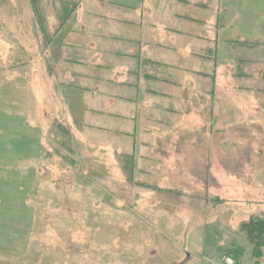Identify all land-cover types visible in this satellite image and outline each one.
Here are the masks:
<instances>
[{
  "label": "rangeland",
  "instance_id": "374dc122",
  "mask_svg": "<svg viewBox=\"0 0 264 264\" xmlns=\"http://www.w3.org/2000/svg\"><path fill=\"white\" fill-rule=\"evenodd\" d=\"M123 1L0 0V264H255L240 222L264 220V32L223 31L235 13L214 25L205 0L203 34L180 23L182 46L167 48L117 33L152 22L145 2ZM73 50L115 80L138 72L153 130L142 160L70 128Z\"/></svg>",
  "mask_w": 264,
  "mask_h": 264
},
{
  "label": "crops",
  "instance_id": "0c3cea01",
  "mask_svg": "<svg viewBox=\"0 0 264 264\" xmlns=\"http://www.w3.org/2000/svg\"><path fill=\"white\" fill-rule=\"evenodd\" d=\"M120 1L124 3L123 0ZM140 1H142L141 4L145 2L144 5H148L149 9L147 13L152 17V22L149 23V27L146 24L139 23L137 19L136 25H118L117 33L123 38H126L125 35L129 32L137 38L136 40L140 37H144L146 40L143 41H152L154 45L162 42V44H165V47L170 48L182 46L181 41L183 39L181 34H179V32H173V29L176 30V27L181 25L180 23L193 25L195 28L193 31L197 34L199 32L203 34L204 16L202 17V11L204 12L205 0ZM146 1H148V3ZM137 2L138 0H136V3ZM157 2L159 5L162 4L163 7L161 5L162 8H157ZM250 3L253 5L252 11L248 12ZM263 4L264 0H234L233 3L228 0H212L211 22L214 25L220 23L222 21L220 17L221 12L226 13L225 15L227 17L230 15H227L229 10L228 12L223 10L229 8L232 10L231 13H235L236 18L234 20L229 19L230 27L223 28V31L229 32L230 34L234 31L237 34H241L244 31L250 32L252 29H256L257 32H264L260 22V20H262L264 23V15H258V13H256L258 8ZM232 5L236 6L233 7ZM137 10L136 8V12ZM199 10H201L202 14L201 21L197 13ZM162 15H165L164 20L161 18ZM182 15H184V17L180 19ZM162 25L165 26L164 29ZM235 26H237V28L234 30ZM108 31L110 30L106 29V32ZM163 35V39H160ZM246 39L248 38H244V41H246ZM109 41L110 40H103L102 42H107L108 44ZM118 42L121 43V40L118 39ZM70 45L77 46L74 40L66 47L71 49L69 47ZM134 45L135 43L133 46ZM190 45L202 48L203 40L197 38L196 40H192ZM223 45L226 46V43L223 42ZM72 52L73 53H69L64 60V66H67L65 68L68 69L66 75L68 74L69 78L67 82L68 87L66 88L70 93H68L69 95H80L82 105L80 109L77 108L81 110L78 125L75 119L76 116L73 114L76 107L71 106L72 108L74 107V110L66 109V116H68L66 119H68L70 128H72L78 140L87 147H93L105 151L108 154L113 153L115 156L123 154L134 155L140 157V160H142V157H146L142 152H146L148 149L151 150V147L149 146L147 148L145 144L151 141L153 130L149 133H145L146 131H144L141 112L143 107L148 106L144 105L142 102L143 96L145 97L146 95H143L142 91L139 90V85L141 86V84L138 79L141 78H139L138 72H134V70L130 69L126 73H123L121 70L117 69L116 72H118V75L115 76H118L119 80H115L113 79V75L106 74V76H104L105 70L100 67V64L94 70H87L86 67L89 63L90 67L93 66V60L89 61L90 57L78 59L76 62L72 61L73 58H75L76 50ZM73 66L80 67L81 70L78 71L76 69L73 71ZM111 69L113 70L112 67ZM83 71L85 72L83 73ZM130 73L133 74L131 75ZM103 78L107 79V81L103 80L99 82L97 85L98 89H93L92 80L99 81ZM129 78H132V80L127 81ZM61 110V114H63L64 109L62 108ZM232 206L234 205H231V207ZM239 206H241V204ZM239 206L237 208H232L233 212L236 213L237 209L240 208ZM244 211L242 217L245 219ZM250 220L251 217L240 223H247L250 222ZM237 264H240V262Z\"/></svg>",
  "mask_w": 264,
  "mask_h": 264
},
{
  "label": "trees",
  "instance_id": "16d2710c",
  "mask_svg": "<svg viewBox=\"0 0 264 264\" xmlns=\"http://www.w3.org/2000/svg\"><path fill=\"white\" fill-rule=\"evenodd\" d=\"M241 228L243 231L245 230L246 235H251L252 239H250L249 245L252 248V257L255 258V264H259V261L264 258V220L250 221L243 224Z\"/></svg>",
  "mask_w": 264,
  "mask_h": 264
},
{
  "label": "built area",
  "instance_id": "2783aa9c",
  "mask_svg": "<svg viewBox=\"0 0 264 264\" xmlns=\"http://www.w3.org/2000/svg\"><path fill=\"white\" fill-rule=\"evenodd\" d=\"M226 264H233V261L231 259H227Z\"/></svg>",
  "mask_w": 264,
  "mask_h": 264
}]
</instances>
